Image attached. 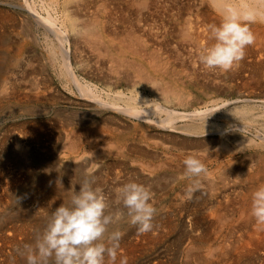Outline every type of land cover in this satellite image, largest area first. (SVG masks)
<instances>
[{
  "label": "rangeland",
  "instance_id": "1",
  "mask_svg": "<svg viewBox=\"0 0 264 264\" xmlns=\"http://www.w3.org/2000/svg\"><path fill=\"white\" fill-rule=\"evenodd\" d=\"M22 1L23 0H6V1L5 0H0V4H1L0 5V9H1L0 13L3 14V15L2 14L0 15V18L2 19V20H0V22H1L0 23L1 24L0 29L1 30H5V31L2 32V33H4V34H2V36H3L2 38H4V40L1 39L2 41H0V44L5 42V43L1 44V46H0V51H1L0 52V56H2L5 59L7 58V60L9 58V61H10V62H7L8 65L6 64L9 67L7 68L6 66H4V68H2L1 71H0V75H1L0 76V87H1L0 88V90H1L0 91V96H1L0 97V177H1L0 178V188L3 187L2 190L0 189V191L3 192V194H4L3 195L2 193H0V199H1V201H0V204H1L0 205V233H3V232L5 233V232L10 231L13 234V232L16 231L14 233L15 238L13 240H11L12 243L11 242H6L4 245H2V242L0 241V247H1L0 248V264H10V263L11 264L12 263L13 264H21L20 263L21 262V257H23V256L22 255L19 256V254L23 251V248H24L25 244H33V242L35 240V236L34 235H35V225H37L36 223H40L41 226L42 225L44 226L45 223H46L47 217L50 216L51 213L54 212L55 209L57 208L56 206H54V202H53V200L55 201L57 195H51V196L49 195L48 196L49 193L46 192L48 190L47 187H44V185H40L39 184L41 178H44L46 176H55V175H56L55 177L59 178L58 180L62 179L60 181H62L66 185V187H67L66 188V192H68L67 193L68 196L70 195V192L68 190H70L73 186L76 187L77 191L79 190V182L86 175L94 176L95 179H96V186H100V187L104 188L106 195H108L110 200H112V201H114V199H115L114 189H116L117 187L122 186L124 183H127L129 181H135L137 183H141V184H144L146 186H149L151 188V190H152V193H153V199L150 202L153 203V205L157 209V213L155 215V217H157V218L154 217L155 221H153L154 225H156V226L154 227V229L152 230L151 233L148 232V233H145V234H142V235L140 234L141 236L137 232L136 227L130 226L127 223H123V224H121L119 226H114V227H119L120 230L123 231L126 234V235L124 234V236H123L124 239L122 238L121 241H120V245H121L122 248L119 247L121 249H123V247L126 248V249H125V251H124V249L122 250L124 252H122V251H120V249H118L119 252L117 251L118 252V254H117L118 257H117L116 260L117 261L119 260V263H120L121 257L123 258L124 257L123 255H125V253H126L125 257H127L128 264H192V263H194V261L192 260V258L190 256L188 258H187V256H185L186 252H187V247L190 246V244L187 241V235H197L199 233V231H200V228H201L200 225L195 227L194 224L192 225V223H191L192 220L191 219H193L196 215L198 217L201 215L200 212H202V209H201L202 208V204H201L202 202L200 203V201H201V198H202L201 195L204 194L203 192L205 191L204 190L205 189L204 187L206 185L205 183H208V182H211V181H219L218 177L221 174H223V172L226 173V171L228 169H229L228 170L229 174H234V173H230L231 169L235 168L236 172H240V171L243 172L246 168L255 167V169H257L260 166L262 167V165L264 166V163H263L264 162V144L263 143H260V144L256 143L254 145L253 144H248V145H245V146L241 145L240 147H237V146L231 147L230 146V147H227L228 151H224L222 149V147H221V144H220V139H222L224 137L226 139V141H229L228 143L234 145L233 143L235 141H233L232 138H231V137H234V136L230 135L232 133H235V134H238V135L241 134V133L242 134H247L246 135L247 137H251V136H254V134L257 133V132L260 133V131L261 132L264 131V128H263L264 127V123H263L264 122L263 121L264 120V107L260 106L259 103H261V101H257L258 100L257 93L260 92L257 89L258 87L255 86L256 87V89H255L253 84L249 85L248 83L246 85H245V83H244V85H242L243 82H242L241 78H234V79L231 80V77L227 76L228 73L225 74L224 71L221 72V70L219 71V69L207 71L205 68H203V66H200L201 64H199L200 62H199V60H197V58H199V55L202 52H204V47L199 48V50H196L197 49L196 48L197 41L194 38H188V40H186L185 43L181 44V42H183V41L181 40V38H179V36L177 34L176 29L179 26L181 27V23H183L184 19H188V21H189V20H191L190 19L191 16H193L192 17V21H189V22L187 20L184 21V23L187 21L186 24H189V26H191L193 24V22H196V24L202 22V18H201L202 15L199 13L200 12V6H201V8H202V6L204 7L206 5L208 7L207 1H202V0H181L180 1L179 0L181 2L180 3L178 0H177V2L175 0H168V1L159 0V2L155 0L156 2L160 3L158 5V4H156L155 1H154L155 3L154 2L152 3L151 0L150 1L146 0V5L150 4V8L148 9L149 11H154V8H156V10H157V11L155 10L156 13L154 12V14H153L155 16L151 15L155 19L154 21L152 20L153 21L152 22L151 19H153V18H151V16L147 13L146 7H145L144 10H142V13H140V16L139 15L138 16L134 15V14H137V12H141V11H137L138 7L136 6V4H132L134 2L132 0L131 1L130 0H111L110 4L112 5V7H110V6L109 7L111 9H116L117 13H115L113 15H117L118 16L116 18H115V16H113V19L111 17H109L108 19H106V17H105V19H104V17H101L102 13L104 12V9H102L101 7L99 9V7H98L99 10H96L97 7L95 6V4L98 6L99 0H93V1L92 0H83V1H81V0H45V1L42 0L43 3H41V0H28V2H30V3L32 2L33 3L32 5L34 7L40 9V11L42 13H46L45 10L50 11L53 14V16L56 17V19L57 18L60 19V17L63 18V13L67 14L68 15L67 19L68 20L70 19V21H72V23H74V24L75 23L78 24L79 30H82L84 22L88 23V24L91 22L90 24L92 25V20L91 19L94 18L93 15H97L98 16L97 18H98L99 23H101L103 21V19H104V22H102V23L105 24L109 20L111 22V19H112L111 23L108 22V25H109L108 29L109 30H112V29L115 30L116 33H117L116 37H118L119 34H120L119 32H121V30H120L121 27H119L120 25L123 27V26H126V25H130L132 23L136 24V23H138V21H140V22L142 21V23H143L144 22L143 20H147V19H148L147 20L148 22L145 21L146 23H154V24L160 23L157 26L161 25V23H162V25L159 26V29H158L159 33L158 34H159V36H160V34L162 35V36H160L161 38L163 36L166 37V38L163 37L165 39H161V40L166 41L167 39H169V40L166 41V42H168L169 46L166 45L167 47L166 46L164 47V48H166V50L163 49L161 51V57L163 56L162 59L165 58V57L167 59V60L163 59L164 61L162 60L163 62L162 61L161 62L164 63V64L166 63V65H168V72H167V74L169 73L168 75H170L172 71H175L174 72V76L171 77V78H174V79L178 78V82L180 81V79H181V81L185 80L186 83H188L189 80L191 82V84H188L186 86H182V85L178 84V86H177L178 88L176 90L181 92V95H182L183 98H179V100H177L175 98H172V97H170L167 100L163 99L161 96L157 95L156 93H154L152 91H149V87L147 85L140 84V79L138 78L139 75L132 67L122 65L120 67L123 68V69H119L118 67L117 68L114 67V68H116V69H114L112 66H110V63L107 62V60H109L108 58H106L107 56H104L103 54H101V55L99 54V56H101L103 58L102 61L105 62L104 63L105 64L104 65V70H108V71L110 70V72L112 74L108 73L110 75V76L108 75V79L109 80H107L106 78H103L101 80L98 79L97 75H99V74H97L98 73L97 71H98L99 67H97V64L95 63V61L93 59L91 60V58L93 57V55H96V54H98L100 52L97 53V51L95 50L94 52H96V53L93 54L91 52H88L89 49L87 47H86L88 49V51H86L87 54H85L86 53L85 51H82L80 54H76V56L79 55L77 58L82 60L80 62V65L78 66L79 69H81V73L79 74V76L82 79H84V80L87 79L86 80L87 82H90V80H91L90 83L92 85L94 84V86L99 91L102 92L103 97L109 98L110 100H113V102L115 104L117 103V105L122 106V107H124L125 105L126 106H131L130 103H132V106H134V107H139L140 109L144 108L146 110L153 111V109H155L154 107L156 106V104H158L160 102L159 104H162L163 106L165 105V107H167V108L169 107V109H173L175 111L191 112L193 110H200V108H201V110H203V109L208 108V107H209V109L211 107L212 109L216 110V111H214L215 112V115H213L214 118L212 117L211 121H209L210 123L212 122L214 124L213 128L215 127V125L218 124L217 127H215L214 129H212V127H210V128L207 127L206 124H205V121L201 120L199 122V119H198V122H197L196 119H190V118L189 119L188 118L176 119L175 122H174V125L182 126L183 127L181 129L182 131L180 130V128L179 129L176 128L177 130L171 128V130H170V128H168V127H163V126H161V125H159L157 123L155 124L153 122V120L161 119V117H163V116H164V118H166V116H167V114L164 111L160 112L161 110L160 111L159 110L155 111L156 110L155 109L153 112H155V113L157 112L156 115L153 112H149L148 113L149 115L146 114L148 116V119L150 120V121L147 122L146 119L140 118L141 119L140 120L139 118H136L135 116L131 117V115L126 114L124 112H120V111L115 110V109H114L115 111H113V109L111 110V108H108V107H106V108L102 107L101 108V106H99L95 101L93 102V101H91V100H89L87 98H82L71 87V84H69L67 82V79H66L64 73L60 72L62 69L60 68L61 66H60V57H59V55L57 54V55L50 56V54L48 52H46L47 51L46 40L43 41V38H40L41 39V40H39L40 42L39 41L37 42V41H35L33 39L32 34H37V35H39V37L40 36L42 37V35L40 33V30L38 31L33 24H31V26H30V23L28 22V21H31L30 19L26 20V22H25V20H23L22 12L19 11V8H17V6H16V3L17 4L20 3V4L24 5V1L23 2ZM115 1H116V3H115ZM117 1H119V2H117ZM160 1H162V2H160ZM164 1L166 2V4H165ZM170 1L172 2V4H171ZM182 1H183V3H186V4L184 5L182 3ZM185 1H187L188 3L185 2ZM191 1H192V3H191ZM47 2H48V4H47ZM147 2H150V3H147ZM199 2H200V4H198ZM38 3H39V5H38ZM119 3H121L122 6H120ZM123 3H125V4L123 5ZM174 3H176V4L178 3V4L176 5ZM201 3H202V5H201ZM75 4H76V6H75ZM116 4L118 5L117 7H118L119 10H117ZM153 4L154 5L156 4V7H153ZM179 4H181V5H179ZM195 4H198V8H199L198 10L199 11L194 9L195 8V6H194ZM190 5H192V6H190ZM4 6L6 7V9L4 8ZM80 6H81V8H78ZM126 6H128L127 7L128 10H126L127 9ZM174 6H175V8H174ZM1 7H3V8H1ZM83 7L86 8V10ZM124 7H125V9H124ZM129 7H133V8L129 9ZM162 7H163L164 10L162 9ZM182 7L184 9H182ZM190 7H192V8L190 9ZM157 8H159V9H157ZM172 8H174V10L176 8L178 9V16H175L177 14H174L177 9L175 11H173ZM94 9L96 11H98V12H95ZM209 9L211 10L210 7H209ZM133 10H135L136 13H133L134 12ZM187 10L188 11L191 10V11H189V13L191 12L190 15H188L189 13L187 12ZM7 11H9V13ZM43 11H45V12H43ZM82 11L84 13H82ZM196 11H198V12H196ZM123 12L126 13V14H124ZM192 12H194V13H192ZM212 12H213V10H212ZM11 13H13V14H11ZM129 13L132 14V15H130ZM167 13H168V15H167ZM141 14H142V16H141ZM197 14H198V16H197ZM20 15H22V18H21ZM119 15H120V17H119ZM159 15L162 16V17H160ZM187 15L189 16L188 18H187ZM136 17L138 19L140 18L141 20L137 21ZM142 17H144V18H142ZM129 18L131 19V21H130ZM167 18H169V19L166 20ZM198 18H200L199 19L200 22H198L199 20H194V19H198ZM6 19H8V20H6ZM119 19H121V20L119 21ZM124 19L125 20L127 19V21L129 20V22H127V21L125 22ZM159 19L161 20V22H160ZM133 20L134 21L136 20L137 22L135 21L136 22L135 23ZM162 21H164V23ZM165 21L167 23H165ZM172 21H173V23H172ZM15 22H17V23H15ZM14 23H15V26L13 25ZM18 23L20 24L19 26L17 25ZM124 23H125V25H124ZM179 23H180V25H179ZM116 25H118V26H116ZM163 25H166V26L163 27ZM193 25H195V24H193ZM112 26H113V28H112ZM172 27H174V29ZM123 28H125V27H123ZM164 28L166 29L165 33H164V30H163ZM31 29H33V30L31 31ZM168 30H170V31H168ZM160 31H162V33ZM6 36H7V38H6ZM142 37L143 36H141V38ZM51 38H52V36H51ZM77 38H79V37H77ZM118 38H121V37H118ZM143 38H145V41H147V42L149 41L148 37L145 36ZM146 38H148V39L146 40ZM193 39H194V42H192ZM47 40H49V39H47ZM174 40L176 42L178 41L177 42L178 45L181 44V46H183V47H186V45L188 44V47H186L187 49L186 48L185 49L184 48H182V49L178 48L177 47L178 45H177V43ZM188 41H189V43H188ZM52 42H53V44H56L55 40H53ZM174 42H175V44H174ZM191 43L193 45H191ZM154 45H156V41H155V44L153 43V46ZM174 45H175V47H174ZM171 46H173V47L171 48ZM191 46L194 47V48H192ZM201 46H203V45H201ZM156 47H158V46L156 45L153 48L156 49ZM176 47L179 49V50H175V51H177V53L182 51L181 53L178 54V56L181 57L180 59H178V61L181 60L182 64H184V62L187 61L186 62V63H188L187 65H186V63L184 65H180V64L176 63L177 59L176 60L175 59L172 60L174 57L177 58L175 56L176 55L175 51L173 50L174 48L177 49ZM249 47L252 48V50H253V52L255 54H257V52L259 53V51L264 53V50H263L264 48L261 49L262 45H261L260 48H255L256 45L253 46V44L250 45ZM44 48H46L45 52H44ZM167 48H168V50H167ZM170 49H172V50H170ZM183 49L187 53H189V51H190V53L189 54L183 53V52H185ZM19 50H21V51H19ZM168 51L169 52L172 51V53H169V55H168L167 54ZM198 51H200L199 54H196V53H198ZM192 52H194L193 54H194V56H195L194 58L196 60H193ZM40 53H42L43 56H42V58H40L41 60H38L39 59L38 55L40 56ZM47 53L49 55H47ZM84 54H85V57H87V58L83 57ZM89 54H92V55H89ZM171 54H173L172 58L170 57ZM32 55H33V57H32ZM167 55L169 57H167ZM187 55H188L189 58L187 57ZM189 55L192 57V61H191V57ZM14 56H15V58H14ZM47 56H48V58H46ZM56 56H58L59 58L58 57L56 58ZM184 56H186V57H184ZM256 56L258 57V55H255V57L252 58V59L257 58ZM37 57H38V59H36ZM23 58H25V60ZM51 58L54 61V65L51 64V62L49 60ZM55 58H56V60H55ZM182 58H183L184 61H182ZM12 59H15L17 62L13 61ZM47 59L49 61H47ZM128 59L129 60L130 59L133 60V58H131L130 56L128 57ZM135 59H137V58H135ZM247 59L250 60V58H248V57L246 58V60ZM90 60H91V62H90ZM22 61H24V62H22ZM29 61H30V63H29ZM102 61L100 63H102ZM41 62H43V63L41 64L40 67H37V71L36 72H34V73L32 71L29 72V67L30 66H36L38 63H41ZM190 62H191V64H190ZM193 62H194V64H193ZM17 63L19 65H21V67L22 66L23 67L22 68L18 67V65H16ZM195 64L197 66H195ZM90 65H92V66H90ZM190 65H191V67H190ZM192 65H194L195 68ZM85 66L87 68H85ZM107 66H108L109 69L106 68ZM5 67H6V69H5ZM111 67H112V69H110ZM124 67H125L126 71L124 70ZM198 67H199V70H198ZM235 67L232 70L236 69ZM92 68H96V70L95 69L93 70ZM237 68H239V66H237ZM4 69L6 70V72H4ZM194 69H196V70H194ZM120 70H124L125 72H122V71L120 72ZM184 70L187 71V73ZM202 70H204L205 72L202 71ZM25 71H26V73H25ZM214 71H216V73H214ZM115 72L116 73L120 72V75L123 73L121 75L122 79L118 83L115 82V80H116V77H115L116 75H114V74H116ZM201 72H202V74H201ZM90 73H91V75H90ZM196 73L198 75L200 74L201 76H198ZM210 73H212V74H210ZM245 73H242V74L245 75ZM185 75H189V77H187ZM203 75H205V77ZM210 75H212V76H210ZM3 76H5V77H3ZM154 76H156V75H154ZM190 76H192V77H190ZM1 77L2 78H6V79L8 78V79L5 82L4 80H2ZM135 77H136V79H135ZM33 78H34V80H33ZM165 78H166L165 79L166 81L170 79L169 76H166ZM197 78H199V79L197 80ZM200 78H201V80H200ZM206 78H207V80H209L208 82H207ZM15 80H16V82H15ZM18 80H19V82H18ZM43 80H45V81H43ZM117 80L119 81V79H117ZM211 80H215V85H214V81L212 82ZM216 80L217 81L220 80V82L218 81L217 84H216ZM236 80H238V81H236ZM46 81H48V83ZM205 81H206V83H205ZM2 82H4V83H2ZM43 82H46L47 85L45 83H43ZM192 82H196V84H193ZM5 83H7V84H5ZM115 83L117 85L116 87L114 86ZM212 83H213V85H212ZM171 84H173V83H171ZM7 86H8V88H7ZM215 86H218V89L220 91L214 92L212 89ZM2 87L4 89H6V90L4 91V89H2ZM236 87H237V89H236ZM35 88H38V89L35 90ZM143 89H144V91H143ZM37 90H39V92ZM123 90H124V92H123ZM117 91L118 92L122 91L124 95H128V94L129 95H133L134 97H136V100H135L136 102L134 103V101L127 100V99H129V98H126L127 96L118 97L116 99V95H114V96H112V95L117 93ZM134 91L136 93H133ZM144 92H146L147 94L146 93L144 94ZM2 94H3V96H2ZM108 95H109V97H107ZM147 96L149 98H147ZM244 96H249V97H251V99H254V100L245 101L243 99ZM211 97H214V98H211ZM112 98H115V99H112ZM119 98H121V99L119 100ZM124 98L126 99V101H123ZM236 98H237V100H236ZM1 99H3V100H1ZM145 99H147V100H145ZM224 100L225 101L228 100V101L224 102ZM128 101H130V102H128ZM152 101H154V102H152ZM145 102H146V104H145ZM233 102H236L237 105H236V103H233ZM151 103H154V104L152 105ZM215 103L216 104L219 103L220 105L219 104H218L219 106L215 105ZM221 104H223V105H221ZM89 106H91V107H89ZM246 106H248L249 108L246 107ZM195 107H197V109H195ZM217 107H219V108L217 109ZM237 107L241 108L246 113H239V110H238ZM188 108H190V109H188ZM235 108H237V109H235ZM245 108H247L249 112H247ZM187 109H188V111H187ZM235 111H237V112H235ZM151 114H153V115H151ZM241 115L243 117H241ZM113 117L114 118L116 117V118L114 119ZM126 118L127 119L129 118V119L127 120ZM222 118H224V119H222ZM226 118H227V120H226ZM245 118H247V119L251 118L252 122H251V120H247L246 121ZM113 119H114V121H113ZM131 119H133V120H131ZM253 119L256 122H254ZM230 120H233L234 122H236L238 124H243L242 125L243 129L242 128L238 129V126L237 127L235 126V127H233V131L234 132L230 133L229 132L230 131L229 130L230 129L229 128V124L226 122V121H230ZM241 121H243V122L240 123ZM202 122H204V124H202ZM123 123H125V124L123 125ZM220 123H222V124H220ZM249 123H250V125H249ZM119 124H121V125H119ZM184 124H186V125H184ZM131 125H132V127H131ZM244 125H245V127H244ZM194 126H197V128L194 127ZM97 127H99V128H97ZM101 127L102 128L104 127V128L101 129ZM224 127H226V128L223 129ZM258 127H260V128H258ZM68 128H69V130H68ZM74 128L77 131H75ZM92 128H93V130L96 129L97 131L96 130L93 131ZM193 128H196L195 129L196 132L191 131V129L193 130ZM234 128H236L238 130H236ZM72 129L75 132L72 133V131H73ZM100 129L103 132L106 130V132H104V133L102 132L103 137L100 136L101 135L99 133L101 131ZM141 129H143V130H141ZM78 130H80L81 132L78 131ZM85 130H87V131H85ZM90 130H91V132H90ZM68 131H69V133H68ZM95 131L99 135H97L95 133ZM110 131L113 132V133L115 132L114 134L112 133L114 136H115V134H117L116 137H115L116 139L114 138L113 135H111ZM172 132H174V133H172ZM199 132H202V133H199ZM221 132H223V133H221ZM67 133H68V135H72V134L76 135V133H77L76 136L79 135V139H81V141H82L81 145H80L81 147L79 146L77 148L76 152L72 151L71 148L68 147V144H69L68 140H70L71 136H68ZM85 133H86V135H85ZM88 133L89 134L92 133V134H90V136H88ZM108 133H110V134H108ZM204 133H206V134H204ZM207 133H208V135H207ZM93 134H95L96 137ZM145 134H146L147 137L145 136ZM162 134H163L165 140L163 139ZM119 135H120V137H118ZM165 135H166V137H165ZM169 135L175 136V138L171 139V136H169ZM211 135H212V137L213 136L214 137L217 136V137L215 139L213 137V140H212ZM106 136L109 137V138H107ZM150 136L152 137V139H151ZM82 137H84V138H82ZM87 137H90V138H87ZM100 137H102V138H100ZM183 137H185L186 140ZM85 138H86V140H85ZM93 138L94 139L98 138V140L95 141V140H93ZM83 139L85 140V142H84ZM109 139H111V140H109ZM122 139H124L126 141V143ZM149 139H151L152 142ZM180 139H181V141H180L181 143H177V142H179ZM87 140L88 141L91 140V142L90 141L88 142ZM174 140H175V142H174ZM193 140L194 141L196 140L195 141L196 144H194ZM202 140H204V141L206 140V141L202 142ZM93 141L96 142V144H92ZM106 141H108V142H106ZM182 141L186 142V143H183ZM99 142H100V144H99ZM191 142H192V144H191ZM107 143H109V144H107ZM200 143H202V144H200ZM111 144L119 145V146L118 147L117 146L115 147L114 145L110 146ZM124 144L126 145V147L125 146L123 147ZM170 144H172V145H170ZM218 144H220V146H218ZM137 145L138 146L140 145V146L138 147ZM150 146H151V148H150ZM256 146H257V148L259 147L258 149H260V151L256 148ZM63 147H64V150H63ZM140 147H143V148H140ZM180 147H182V149L184 151ZM202 147H204V148H202ZM218 147H221V148H218ZM65 148H67V149H65ZM68 148H70V149H68ZM87 148L90 149V150H88ZM103 148L105 150H102ZM168 148L171 149L170 150L171 152L168 150ZM215 148H217V150ZM80 149L83 150V151L81 152ZM91 149H93V150H91ZM252 149H253V151H252ZM68 150H69V153H68ZM150 151L152 152V155H151ZM165 151L166 152L168 151V152L166 153ZM190 151H192V152H190ZM206 151L207 152L211 151V152H209L208 155H207V154H205V153H207ZM248 151H249V153H248ZM258 151H259V153H258ZM70 152L73 153V154L71 155ZM147 152H149V154ZM153 152H154V154H153ZM155 152L157 154H155ZM202 152H203L204 156L207 155V157L204 158ZM76 153H78V154H76ZM136 154H138L139 157ZM235 154H237V155H235ZM238 154H239V156H238ZM90 155H92V157ZM95 155H96V158H95ZM163 155H165L164 157H166V158L169 156L170 160H168V158L165 159L163 157ZM190 155L191 156H195L196 155L195 156L196 158H198L200 156L199 159L207 167L208 173H207V175L202 176L200 178L201 182L203 183V186L201 187V189L199 191H197L196 194H194L192 200H186L184 198V193H185L186 188L188 187V185L191 182L189 180H187V179H181V177L183 176V173H184L183 159H185L186 157H188ZM212 156H214V159H213ZM244 156H246V157H244ZM89 157H90V160H91L92 163H90ZM144 157H146L148 160H149V158L152 159V160L151 159L149 160V162H151V167H152V168H150L151 170L147 169L148 166L150 167V163L148 164V161H146L147 159L144 158ZM176 157H178V158L176 159ZM241 157H243L245 160L243 158H241ZM248 157H250V158H248ZM228 158H230V159H228ZM76 159H77V161H76ZM144 159H146V160H144ZM251 159H253V160H251ZM81 160H82V162H81ZM143 160L148 165L147 164L145 165V162L143 164ZM155 160H156V162H155ZM153 161H154L155 164L153 163ZM157 161L158 162L160 161L159 162L160 164L157 163ZM169 161H171V162L168 163ZM140 162H142V165H141L142 169L140 168V165H139ZM173 162L175 163V165H174ZM221 162H228L229 164L226 165L228 168L225 169V170L223 168L219 169V167H218V165L216 163L221 164ZM86 163H88V164H86ZM156 164H157V167L155 166ZM158 164H159V168H158ZM166 164L169 166L168 168L166 167L167 166ZM171 165L175 166V169H173L174 167H172ZM97 166H98V168H97ZM143 166H144V168H143ZM146 166H147V168H145ZM161 166H163V167H161ZM232 166H234V167H232ZM239 166L240 167L242 166V168H240ZM87 167L88 168L90 167V168L88 169ZM170 167H172V168H170ZM66 168H67V170H66ZM212 168H214V169H212ZM43 169L46 170V172H43L44 171ZM72 169H74V170H72ZM154 169H156L158 172H156V170H154ZM179 169H181V171ZM261 169H264V167L261 168ZM70 170H71V172H70ZM168 170H170V171H168ZM210 170H212V172ZM52 171H53V173H52ZM60 171L63 172V173H61ZM47 172L50 175H47L48 174ZM44 173H46V175H44ZM73 173H74V175L76 173L78 175L76 174L75 175L76 177H75L73 175ZM157 173L160 174V175H157ZM164 173H165V175H164ZM169 173L171 174V176H168ZM62 175L64 177H62ZM166 175H167V177H166ZM211 175H213L214 177L211 176ZM79 176H80V178H79ZM155 177H157V178H155ZM229 177L231 178L230 175H229ZM75 178H77V179H75ZM15 179L17 181H15ZM37 181H38V183H37ZM41 187H42V190H41ZM37 190H39V191H37ZM36 191H37V193H36ZM42 191H43L44 194L45 193L46 194L45 195L42 194ZM4 192H6V193H4ZM36 194H39V195H36ZM3 196H5V197H3ZM41 196H42V198H41ZM50 197H51V199H50ZM196 197H198L200 200L196 199ZM4 198H6V199H4ZM34 198H37V199L34 200ZM38 198H40V199H38ZM52 198H54V199H52ZM47 199H48L49 202L47 201ZM194 199L196 201H194ZM40 200H41V204H40ZM46 203H47L48 206H46ZM182 203H183V206L180 205ZM35 205H38V206H35ZM43 208H45V209H43ZM184 208L185 209L189 208V209L185 210ZM18 209L19 210L22 209V210L18 211ZM18 213H20L18 215V217H15V215L18 214ZM189 214H192V215H189ZM33 216H37V217H33ZM169 217H170L171 220L169 219ZM23 222L26 223V224L24 225ZM172 223H174V224H172ZM7 224H8V226H7ZM162 225H164V227ZM5 226L7 228H5ZM171 226L172 227L174 226V227L170 228ZM190 226L191 227L193 226V227L191 229H189ZM15 227H16L17 230H14ZM20 228L26 229V231H27L26 235L23 232H21V231L19 232L18 231ZM195 228H196V230H195L196 232L194 231ZM130 229H131V231H130ZM164 230H166V232ZM19 233H21V234H19ZM135 234H136L137 238H136ZM148 234H150L151 236L148 235ZM185 234H186V236H185ZM160 235H161V237H160ZM23 236H24V238H23ZM148 237H150V239H151L150 241H148V239H149ZM20 238H22V239H20ZM25 239H26V241H25ZM128 239L130 240V243H129ZM23 241H25L26 243L23 242ZM124 242H125V244H124ZM144 242H146V243H144ZM22 243H24V244H22ZM123 244L126 245L127 247L124 246ZM9 245L11 246V248H10ZM134 245L137 248H135ZM7 247L9 249H6ZM131 247H133V248H131ZM126 250H127V252H126ZM199 250H201V249H199ZM130 251L132 253L133 252L134 253L131 254ZM13 252H15V253H13ZM191 252H192V250H191ZM5 253H8V255L11 254V253L12 254L8 256ZM121 254H122V256H121ZM130 255H132V256H130ZM15 256H16V258H15ZM183 258H185V259H183ZM15 259H17V260H15ZM186 259H188V260H186ZM7 261L10 262V263H8ZM185 261L187 263H185ZM109 262L110 261L108 260V258L105 257V264H107V263L110 264ZM24 264H27V262H24Z\"/></svg>",
  "mask_w": 264,
  "mask_h": 264
},
{
  "label": "bare ground",
  "instance_id": "2",
  "mask_svg": "<svg viewBox=\"0 0 264 264\" xmlns=\"http://www.w3.org/2000/svg\"><path fill=\"white\" fill-rule=\"evenodd\" d=\"M6 1V0H5ZM24 1V5L23 4H17L16 3V6H17V8H19V11H21L22 12V15H23V20H25V22H26V20H31V21H28L29 23H30V26H31V24H33L35 27H36V29L39 31L40 30V33H41V35H42V37L40 36L39 37V35H37V34H32V37H33V39L35 40V41H39V40H41L40 38H43V41H45L46 40V47H47V51L45 50L46 48H44V52L46 51V52H48L49 54H50V56H53V55H59V57H60V68L62 69L60 72L61 73H64V75H65V77H66V79H67V82L69 83V84H71V87L82 97V98H87V99H89V100H91V101H95L99 106H101V108L102 107H104V108H106V107H108V108H111V110L113 109V111H115V110H118V111H120V112H124V113H126V114H129V115H131V117L133 116H135L136 118H143V119H146L147 120V122L148 121H150L149 119H148V116L147 115H149L148 113L149 112H153L155 109V111H157V110H161L160 112H162V111H164L166 114H167V116H166V118H164V116L163 117H161V119H155V120H153V122L156 124H159V125H161V126H163V127H168V128H170V130H171V128H173V129H175V130H177L176 128H180V130L183 128L182 126H177V125H174V122H175V120L176 119H182V118H190V119H196L197 120V122H198V119H199V122L202 120V121H205V124H206V126L207 127H212V129H214L215 127H217V125H215V127L213 128V123L211 122H209V121H211V119H212V117H213V115H215V112L214 111H216V110H214V109H212L211 107H210V109H209V107L208 108H205V109H203V110H201V108H200V110H193V111H191V112H185V111H175V110H173V109H169V107L167 108V107H165V105L163 106L162 104H156V106L154 107L155 109H153V111H149V110H146V109H140L139 107H134V106H132V103H130L131 104V106H124V107H122V106H119V105H117V103L115 104L114 102H113V100H110L109 98H105V97H103V94H102V92L101 91H99L95 86H94V84L92 85L90 82H91V80H90V82H87L86 80H84V79H82L80 76H79V74L81 73V69H79V65H80V62L82 61L81 59H79V58H77L78 56H76V54H80L82 51H88V49H89V51L88 52H91V53H96V52H94L95 50L97 51V53L98 52H100V53H98V54H96V55H93V57L91 58V60L93 59L94 61H95V63L97 64V67H99V69H98V73L97 74H99V75H97L98 76V79H103V78H106L107 80H109L108 79V73H111L110 72V70L108 71V70H104V61H102V57L101 56H99V54L101 55V54H103L104 56H107L106 58H108L109 60H107V62H109L110 63V66H112L113 68L114 67H118L119 69H123V68H121L120 66H122V65H124V66H130V67H132L137 73H138V75H139V79H140V84H143V85H147L148 87H149V91H152V92H154V93H156L157 95H159V96H161L163 99H165V100H167V99H169L170 97H172V98H175V99H177V100H179V98H183L182 97V95H181V92H179L178 90H176L178 87V84H180V85H182V86H186V85H188V84H191V82H190V80H189V82L188 83H186L185 82V80H182L181 81V79H180V81L178 82V78L176 79H174V78H171V77H173L174 76V72L175 71H172L171 72V74L170 75H168L167 74V72H168V65H166V63L164 64V63H162L164 60L163 59H166V57L165 58H163L162 59V57H161V51L163 50V49H165L166 50V48H164L166 45H168V42H166L167 40H169V39H167L166 41H164V40H161V39H165L166 37L165 36H163V37H165V38H161L160 36H162L161 34H160V36H159V31H158V29H159V26H161L162 25V23H161V25H159V26H157L158 24H160V23H157V24H154V23H146L145 21H147V20H143L144 22L142 23V21L140 22V21H138V20H141L140 18L138 19L137 17V21H138V23H136L134 20V22L136 23V24H130V25H126V26H123V27H125V28H123L121 25L119 26V27H121L120 28V30H121V32H119L120 34H119V36L118 37H121V38H118V37H116V31L115 30H109L108 28H109V25H108V22H110V20L107 22V23H102V22H104V19H105V17H106V19H108L109 17H111L112 19H113V16H115V18L116 17H118L117 15H113V14H115V13H117L116 12V9H111L110 7H112V5L110 4L111 2V0H99V4H98V6L95 4V6L97 7L96 8V10H99L100 9V7L102 8V9H104V12L102 13V15H101V17H104V19H103V21L101 22V23H99V21H98V16L97 15H93V17L94 18H90L91 20H92V25L89 23H85L84 21V23H83V27H82V30H79V28H78V24H74V23H72V21H70V19L68 20L67 18H68V15L67 14H65V13H63V18H61L59 15V17H60V19L59 18H57L56 19V17H54L53 16V14L50 12V11H48V10H45L46 11V13H42L41 11H40V9H38V8H36V7H34L32 4V2L30 3V2H28V0H23ZM22 1V2H23ZM45 1V0H44ZM81 1H83V0H81ZM80 1V2H81ZM93 1V0H92ZM91 1V2H92ZM131 1V0H130ZM132 1H134L132 4H136V6L138 7H136L137 8V11H141V12H137V14H134V15H139L140 16V13H142V10H144L145 9V7H146V10H147V13L151 16V15H153L154 14V12H155V10H156V8H154V11H149L148 9L150 8V4L149 5H146V0H132ZM150 1V0H149ZM155 0H151V2L153 3ZM156 1H158L159 2V0H156ZM155 1V2H156ZM166 1H168V0H166ZM176 2H177V0H175ZM179 1V0H178ZM181 1V0H180ZM179 1V2H180ZM202 1H207V4H208V7H207V5L206 6H202V8H201V6H200V14L202 15L201 16V18H202V22H200V18H198V19H194V20H199L198 22H200V23H197L196 24V22H193V24H195V25H191V26H189V24H186V22L188 21V19H184V21L185 20H187L185 23H184V21H183V23H181V27L179 26V27H177V29H176V31H177V34H178V36H179V38H181V40L183 41V42H181V44L182 43H185V41L186 40H188V38H194L196 41H197V43H196V50H199V48H202V47H204V50H205V48H209V47H211L214 43H215V41L214 40H212V39H210V31H209V26L210 25H219L220 23H221V21H222V18H223V12H224V9H225V7L226 6H231V7H234V8H236V9H238V10H244V7H245V5H248V6H251L252 8H260V10H262V11H264V0H202ZM21 2V1H20ZM72 2V1H71ZM85 2V1H84ZM83 2V3H84ZM117 2H119V1H117ZM154 2V3H155ZM158 2H156V4H160V3H158ZM160 2H162V1H160ZM165 2V1H164ZM171 2V1H170ZM185 2H187V1H185ZM190 2V1H189ZM198 2V1H197ZM14 3V2H13ZM40 3V2H39ZM39 3H38V5H39ZM41 3H43L42 2V0H41ZM57 3V2H56ZM88 3V2H87ZM115 3H116V1H115ZM147 3H150V2H147ZM181 3V2H180ZM182 3H183V1H182ZM188 3V2H187ZM191 3H192V1H191ZM47 4H48V2H47ZM63 4V3H62ZM68 4V3H67ZM80 4V3H79ZM85 4V3H84ZM125 3H123V5H124ZM130 4V3H129ZM131 4V5H132ZM156 4L154 5L153 4V7H156ZM165 4H166V2H165ZM171 4H172V2H171ZM174 4H176V3H174ZM178 4V3H177ZM176 4V5H177ZM184 5L186 4V3H183ZM182 4V5H183ZM190 4V3H189ZM198 4H200V2L198 3ZM198 4H195L194 6H195V10H198L199 8H198ZM1 5V4H0ZM3 5V4H2ZM37 5V6H38ZM42 5V4H41ZM51 5V4H50ZM119 5L120 6H122L121 5V3H119ZM145 5V6H144ZM162 5V4H161ZM164 5V4H163ZM170 5V4H169ZM179 5H181V4H179ZM183 5V6H184ZM193 5V4H192ZM192 5H190V6H192ZM197 5V6H196ZM201 5H202V3H201ZM44 6V5H43ZM47 6V5H46ZM54 6V5H53ZM58 6V5H57ZM75 6H76V4H75ZM83 6V5H82ZM89 6V5H88ZM110 6V7H109ZM118 5L116 4V8H117V10H119L118 9V7H117ZM119 6V7H120ZM135 6V5H134ZM172 6V5H171ZM189 6V5H188ZM8 7V6H7ZM42 7V6H41ZM98 7H99V9H98ZM128 6H126V8H127ZM166 7V6H165ZM164 7V8H165ZM173 7V6H172ZM186 7V6H185ZM209 7L211 8V10L209 9ZM1 8H3V7H1ZM4 8L6 9V7L4 6ZM16 8V9H17ZM44 8V7H43ZM48 8V7H47ZM78 8H81V6L80 7H78ZM84 8V7H83ZM115 8V7H114ZM130 8H133V7H129V9ZM174 8H175V6H174ZM174 8H172L173 9V11H175L174 10ZM181 8V7H180ZM192 7H190V9H191ZM13 9V8H12ZM59 9V8H58ZM85 10H86V8H84ZM124 9H125V7H124ZM135 9V8H134ZM157 9H159V8H157ZM162 9H163V7H162ZM171 9V8H170ZM179 9V8H178ZM178 9L176 10V12L174 13V14H177V15H175V16H178ZM182 9H184L183 7H182ZM1 10V9H0ZM78 10V9H77ZM95 10V9H94ZM95 10V12H98V11H96ZM123 10V9H122ZM126 10H128V8L126 9ZM136 10V9H135ZM135 10H133L134 12L133 13H136V11ZM164 10V9H163ZM162 10V11H163ZM212 10H213V12H212ZM3 11V10H2ZM45 11H43V12H45ZM53 11V10H52ZM88 11V10H87ZM101 11V10H100ZM124 11V10H123ZM157 11V10H156ZM161 11V12H162ZM181 11V10H180ZM186 11V10H185ZM189 11H191V10H189ZM189 11L187 10V12L189 13ZM194 11V10H193ZM199 11V10H198ZM198 11H196V12H198ZM8 13H9V11H7ZM57 12V11H56ZM78 12V11H77ZM94 12V13H95ZM122 12V11H121ZM125 12V11H124ZM123 12V13H124ZM132 12V11H131ZM145 12V11H144ZM143 12V13H144ZM182 12V11H181ZM20 13V12H19ZM61 13V12H60ZM80 13V12H79ZM82 13H84L83 11H82ZM122 13V14H123ZM156 13V12H155ZM184 13V12H183ZM186 13V12H185ZM191 13V12H190ZM190 13L188 14V15H190ZM192 13H194V12H192ZM2 13H0V15H1ZM7 14V13H6ZM11 14H13V13H11ZM21 14V13H20ZM59 14V13H58ZM104 14V15H103ZM121 14V15H122ZM124 14H126V13H124ZM128 14V13H127ZM130 14V13H129ZM145 14V13H144ZM162 14V13H161ZM160 14V15H161ZM187 14V13H186ZM3 15V14H2ZM17 15V14H16ZM19 15V14H18ZM22 15H20L21 16V18H22ZM87 15V14H86ZM130 15H132V14H130ZM147 15V14H146ZM145 15V16H146ZM159 15V16H160ZM166 15V14H165ZM167 15H168V13H167ZM172 15V14H171ZM180 15V14H179ZM182 15V14H181ZM184 15V14H183ZM187 15V18L189 17ZM194 15V14H193ZM8 16V15H7ZM12 16V15H11ZM57 16V17H58ZM141 16H142V14H141ZM153 16H155V15H153ZM174 16V15H173ZM197 16H198V14H197ZM10 17V16H9ZM8 17V18H9ZM13 17V16H12ZM119 17H120V15H119ZM122 17V16H121ZM126 17V16H125ZM132 17V16H131ZM135 17V16H134ZM160 17H162V16H160ZM184 17V16H183ZM192 17L193 16H191V20H189V21H192ZM142 18H144V17H142ZM149 18V17H148ZM151 18H153L152 16H151ZM178 18V17H177ZM195 18V17H194ZM197 18V17H196ZM11 19V18H10ZM86 19V18H85ZM112 19H111V22H112ZM122 19V18H121ZM121 19H119V21L121 20ZM130 19V18H129ZM133 19V18H132ZM169 18H167L166 20H168ZM0 20H2L1 18H0ZM6 20H8V19H6ZM5 20V21H6ZM77 20V19H76ZM123 20V19H122ZM125 20V19H124ZM154 21L155 19L153 18V19H151V21ZM157 20V19H156ZM160 20V19H159ZM178 20V19H177ZM11 21V20H10ZM101 21V20H100ZM127 21V19L125 20V22ZM130 21H131V19H130ZM152 21V22H153ZM176 21V20H175ZM188 21V22H189ZM82 22V21H81ZM89 22V21H88ZM110 22V23H111ZM127 22H129V20L127 21ZM148 22V21H147ZM150 22V21H149ZM160 22H161V20H160ZM163 23H164V21H162ZM1 23V22H0ZM9 23V22H8ZM15 23H17V22H15ZM15 23L13 24L14 26H15ZM22 23V22H21ZM109 23V24H110ZM165 23H167L166 21H165ZM172 23H173V21H172ZM171 23V24H172ZM23 24V23H22ZM170 24V23H169ZM191 24V23H190ZM18 26L20 25L19 23L17 24ZM29 25V24H28ZM123 25V24H122ZM124 25H125V23H124ZM179 25H180V23H179ZM114 26V25H113ZM113 26H112V28H113ZM116 26H118V25H116ZM164 26H166V25H163V27ZM172 26V25H171ZM249 26V28H250V30L253 32V34H254V36H255V41H254V43H253V46L254 45H256V47L255 48H260L261 47V45H262V47H261V49L262 48H264V20H262V19H257V21L255 22V23H251V24H249L248 25ZM0 27H1V24H0ZM168 27V26H167ZM175 27V26H174ZM174 27H172L173 29H174ZM118 28V27H117ZM124 30H123V29ZM111 29V28H110ZM169 29V28H168ZM21 30V29H20ZM33 29H31V31H32ZM164 30V33L166 32V29L164 28L163 29ZM162 30V31H163ZM3 31H5V30H1L0 29V41H2L1 39H3L4 40V38H2L3 36H2V34H4V33H2ZM27 31V30H26ZM162 31H160L161 33H162ZM168 31H170V30H168ZM167 31V32H168ZM22 32V31H21ZM28 32V31H27ZM174 32V31H173ZM169 34V33H168ZM176 34V35H177ZM170 35V34H169ZM51 36H52V38H51ZM141 36H143V37H148V38H146V40L148 39L149 41L147 42V41H145V38H141ZM159 36V37H158ZM28 37V36H27ZM50 37V38H49ZM77 37H79V38H77ZM175 37V36H174ZM6 38H7V36H6ZM159 38V39H158ZM171 38V37H170ZM178 38V39H179ZM47 39H49V40H47ZM116 39V40H115ZM194 39H193V41L192 42H194ZM53 40H55V42H56V44H53ZM180 40V39H179ZM6 41V40H5ZM22 41V40H21ZM155 41H156V45L158 46V47H156V49L155 48H153L154 46H156V45H154L153 46V43L155 44ZM175 41V40H174ZM191 41V40H190ZM40 42V41H39ZM171 42V41H170ZM169 42V43H170ZM176 42V41H175ZM175 42H174V44H175ZM178 42V41H177ZM176 42V43H177ZM180 42V41H179ZM3 43H5V42H3ZM3 43H1V44H3ZM173 43V42H172ZM171 43V44H172ZM188 43H189V41H188ZM1 44H0V46H1ZM84 44V45H83ZM181 44H179L178 45V43H177V47L178 48H186V47H188V44L186 45V47H183V46H181ZM24 45V44H23ZM191 45H193L192 43H191ZM201 45H203V46H201ZM40 46V45H39ZM163 46V47H162ZM169 46V45H168ZM23 47V46H22ZM43 47V46H42ZM88 49H87V48ZM167 47V46H166ZM173 46H171V48H172ZM174 47H175V45H174ZM176 47V48H177ZM192 47V46H191ZM86 48V49H85ZM169 48V47H168ZM168 48H167V50H168ZM173 49L174 51L175 50H179V49ZM192 48H194V47H192ZM191 48V49H192ZM183 49V50H184ZM187 49V48H186ZM254 49V48H253ZM22 50V49H21ZM21 50H19V51H21ZM170 50H172V49H170ZM190 50V49H189ZM202 50V49H201ZM255 50V49H254ZM264 50V49H263ZM3 51V50H2ZM42 51V50H41ZM173 51V52H174ZM185 51V50H184ZM258 51V50H257ZM1 52V51H0ZM24 52V51H23ZM182 52V51H181ZM181 52H179V53H181ZM199 52L200 51H198V53H196V54H199ZM47 53V55H49ZM164 53V52H163ZM169 53H172V51H168L167 52V54L169 55ZM179 53H177V51H175V56L177 57V58H173L172 60H176L177 62L176 63H178V64H180V65H184L187 61H185L184 62V64H182V62H181V60H179L178 61V59H180L181 57L180 56H178V54ZM183 53H186V54H189L190 53V51H189V53H187L186 51L185 52H183ZM194 52H192V55H193V60H196L194 57V54H193ZM16 54V53H15ZM21 54V53H20ZM85 54H87V52L85 53ZM85 54L83 55V57H85ZM166 54V53H165ZM35 55V54H34ZM89 55H92V54H89ZM102 55V56H103ZM167 55V57H169ZM172 55L173 54H171V58H172ZM255 55H258V57L257 58H255V59H252V58H254L255 57ZM4 56V55H3ZM42 56H43V54L42 53H40V56L38 55V57H39V59H38V57L36 58V59H38V60H41L40 58H42ZM131 57V58H133V60H129L128 59V57ZM182 56V55H181ZM190 56V55H189ZM200 56V55H199ZM32 57H33V55H32ZM58 56H56V58H57ZM58 57V58H59ZM183 57V56H182ZM184 57H186V56H184ZM187 57H188V55H187ZM191 57V56H190ZM250 58V60L249 59H247L246 60V58ZM13 58V57H12ZM14 58H15V56H14ZM20 58V57H19ZM26 58V57H25ZM25 58H23L24 60H25ZM30 58V57H29ZM46 58H48V56L46 57ZM54 58V57H53ZM56 58H55V60H56ZM85 58H87V57H85ZM135 58H137V59H135ZM189 58V57H188ZM11 59V58H10ZM22 59V60H23ZM84 59V58H83ZM169 59V58H168ZM13 61H16L15 59H12ZM50 60V62H51V64H53L54 65V61H53V59L51 58V59H49ZM48 59H47V61H49ZM91 60H90V62H91ZM105 60V61H106ZM138 60V61H137ZM163 60V61H162ZM167 60V59H166ZM171 60V59H170ZM190 60V59H189ZM188 60V61H189ZM197 60H199V58H197ZM12 61V62H13ZM20 61V60H19ZM102 61V63H100ZM156 61V62H155ZM162 61V62H161ZM182 61H184L183 60V58H182ZM191 61H192V57H191ZM7 62H10L9 61V58H8V60H7V58L5 59V58H3L2 56H0V71H1V69L2 68H4V66H6L7 68L9 67V66H7L8 64H7ZM17 62V61H16ZM22 62H24V61H22ZM49 62V63H50ZM173 62V61H172ZM197 62V61H196ZM195 62V63H196ZM29 63H30V61H29ZM28 63V64H29ZM43 62H41V63H38L36 66H30L29 67V72L30 71H32L33 73L34 72H36L37 71V67H40L41 66V64H42ZM58 63V62H57ZM198 63V62H197ZM196 63V64H197ZM7 64V65H6ZM11 64V63H10ZM27 64V65H28ZM59 64V63H58ZM188 63H186V65H187ZM190 64H191V62H190ZM193 64H194V62H193ZM195 64V66H197ZM200 64V63H199ZM12 65V64H11ZM16 65H18V67H20V68H22L21 67V65H19L18 63L16 64ZM82 65V64H81ZM29 66V65H28ZM90 66H92V65H90ZM189 66V65H188ZM192 66H194V65H192ZM195 66H194V68H195ZM200 66H202V65H200ZM199 66V67H200ZM239 68H237V66L235 67L236 69H234V70H230V71H228V72H225V74H227L228 73V77H231V80L232 79H234V78H241V80H242V82H243V84L242 85H244V83H245V85L248 83L249 85L250 84H253L254 85V88L256 89V87H258L257 89L260 91V92H258L257 93V95H258V100L257 101H261V103H259L260 104V106H263L264 107V53L263 52H261V51H259V53L257 52V54H255L254 52H253V50H252V48H250L249 46L246 48V50H245V57H244V59L239 63ZM6 67H5V69H6ZM58 67V66H57ZM96 67V66H95ZM112 67L110 68V69H112ZM190 67H191V65H190ZM199 67H198V70H199ZM59 68V69H60ZM85 68H87L86 66H85ZM106 68H108V66L106 67ZM116 68H114V69H116ZM188 68V67H187ZM202 68V67H201ZM204 68V67H203ZM4 69V72H6V70ZM19 69V68H18ZM93 70L95 69L96 70V68H92ZM91 69V70H92ZM109 69V68H108ZM189 69V68H188ZM55 70V69H54ZM124 70H125V67H124ZM124 70H120V72L122 71V72H125ZM194 70H196V69H194ZM207 70V69H206ZM245 70V71H244ZM22 71V70H21ZM50 71V70H49ZM89 71V70H88ZM185 71V70H184ZM202 71H204V70H202ZM207 71H209V70H207ZM211 71V70H210ZM217 71V70H216ZM216 71H214V73H216ZM220 71V70H219ZM94 72V71H93ZM120 72L119 73H116V74H114V75H116L115 77H116V80H115V82L116 83H118V82H120V80L122 79V74L120 75ZM135 72V73H136ZM186 73H187V71H185ZM200 72V71H199ZM198 72V73H199ZM205 72V71H204ZM203 72V73H204ZM222 72V71H221ZM220 72V73H221ZM246 72V73H245ZM15 73V72H14ZM25 73H26V71H25ZM218 73V72H217ZM242 73H245V75L244 74H242ZM3 74V73H2ZM13 74V73H12ZM17 74V73H16ZM22 74V73H21ZM30 74V73H29ZM37 74V73H36ZM89 74V73H88ZM112 74V73H111ZM127 74V73H126ZM132 74V73H131ZM184 74V73H183ZM197 74V73H196ZM201 74H202V72H201ZM210 74H212V73H210ZM23 75V74H22ZM90 75H91V73H90ZM96 75V74H95ZM154 75H156V76H154ZM198 75V74H197ZM214 75V74H213ZM1 76V75H0ZM57 76V75H56ZM94 76V75H93ZM107 76V77H106ZM110 76V75H109ZM130 76V75H129ZM128 76V77H129ZM166 76H169L170 77V79L169 80H165L166 78ZM185 76H187V77H189V75H185ZM198 76H201L200 74L198 75ZM204 77H205V75H203ZM210 76H212V75H210ZM217 76V75H216ZM215 76V77H216ZM221 76V75H220ZM226 76V75H225ZM226 76V77H227ZM3 77H5V76H3ZM190 77H192V76H190ZM203 77V78H204ZM2 78V77H1ZM37 78V77H36ZM35 78V79H36ZM93 78V77H92ZM110 78V77H109ZM133 78V77H132ZM202 78V77H201ZM201 78H200V80H201ZM211 78V77H210ZM222 78V77H221ZM220 78V79H221ZM224 78V77H223ZM8 79V78H7ZM6 78H2V80H4L5 82H6V80H7ZM15 79V78H14ZM13 79V80H14ZM113 79V78H112ZM111 79V80H112ZM117 79H119V81L117 80ZM135 79H136V77H135ZM199 78H197V80H198ZM230 79V78H229ZM20 80V79H19ZM19 80H18V82H19ZM33 80H34V78H33ZM38 80V79H37ZM177 80V81H176ZM192 80V79H191ZM206 80H207V78H206ZM9 81V80H8ZM43 81H45V80H43ZM204 81V80H203ZM209 80H207V82H208ZM212 82L214 81V85H215V80H211ZM210 81V82H211ZM219 82H220V80H218ZM217 80H216V84H217V82H218ZM236 81H238V80H236ZM15 82H16V80H15ZM30 82V81H29ZM33 82V81H32ZM36 82V81H35ZM47 83H48V81H46ZM46 82H43V83H45L46 85H47V83ZM126 82V81H125ZM201 82V81H200ZM209 82V83H210ZM241 82V83H242ZM2 83H4V82H2ZM11 83V82H10ZM14 83V82H13ZM42 83V84H43ZM93 83V82H92ZM116 83H115V87L117 86L116 85ZM171 83H173V84H171ZM193 84H196V82H192ZM205 83H206V81H205ZM208 83V84H209ZM236 83V82H235ZM239 83V82H238ZM5 84H7V83H5ZM32 84V83H31ZM36 85V84H35ZM40 85V84H39ZM96 85V84H95ZM99 85V84H98ZM110 85V84H109ZM212 85H213V83H212ZM219 85V84H218ZM237 85V84H236ZM239 85V84H238ZM5 86V85H4ZM10 86V85H9ZM30 86V85H29ZM32 86V85H31ZM256 86V87H255ZM18 87V86H17ZM146 87V86H145ZM246 87V86H245ZM1 88V87H0ZM6 88V87H5ZM7 88H8V86H7ZM222 88V87H221ZM2 89H4L3 87H2ZM10 89V88H9ZM36 89H38V88H35V90ZM100 89V88H99ZM102 89V88H101ZM138 89V88H137ZM236 89H237V87H236ZM6 89H4V91H5ZM67 90V89H66ZM140 90V89H139ZM214 92H216V91H220L219 89H218V86H215L213 89H212ZM1 91V90H0ZM8 91V90H7ZM6 91V92H7ZM15 91V90H14ZM38 92H39V90H37ZM109 91V90H108ZM119 91V90H118ZM117 91V93H115V94H113L112 96H114V95H116V99L118 98V97H123V96H127L126 98H129V99H127V100H131V101H134V103L136 102L135 100H136V97H134L133 95H124L123 94V92H124V90H123V92L122 91H120V92H118ZM143 91H144V89H143ZM193 91V90H192ZM5 92V93H6ZM41 92V91H40ZM106 92V91H105ZM111 92V91H110ZM127 92V91H126ZM129 92V91H128ZM138 92V91H137ZM231 92V91H230ZM75 93V92H74ZM113 93V92H112ZM133 93H136L135 91L133 92ZM146 92H144V94H145ZM252 93V92H251ZM26 94V93H25ZM36 94V93H35ZM38 94V93H37ZM107 94V93H106ZM147 94V93H146ZM224 94V93H223ZM241 94V93H240ZM7 95V94H6ZM137 95V94H136ZM156 95V96H157ZM189 95V94H188ZM191 95V94H190ZM204 95V94H203ZM218 95V94H217ZM244 95V94H243ZM249 95V94H248ZM2 96H3V94H2ZM138 96V95H137ZM149 96V95H148ZM147 96V98H149ZM234 96V95H233ZM239 96V95H238ZM1 97V96H0ZM79 97V96H78ZM107 97H109V95L107 96ZM141 97V96H140ZM153 97V96H152ZM151 97V98H152ZM155 97V96H154ZM187 97V96H186ZM81 98V99H82ZM145 98V97H144ZM143 98V99H144ZM210 98V97H209ZM211 98H214V97H211ZM255 98V97H254ZM112 99H115V98H112ZM121 98H119V100H120ZM125 99V98H124ZM123 99V101H126V99L124 100ZM139 99V98H138ZM142 99V98H141ZM208 99V98H207ZM243 99L245 100V101H252V100H254V99H251V97H249V96H244L243 97ZM260 99V100H259ZM1 100H3V99H1ZM140 100V99H139ZM145 100H147V99H145ZM152 100V99H151ZM185 100V99H184ZM205 100V99H204ZM210 100V99H209ZM222 100V99H221ZM235 100V99H234ZM236 100H237V98H236ZM235 100V101H236ZM240 100V99H239ZM112 101V102H111ZM115 101V100H114ZM215 101V100H214ZM226 101H228V100H226ZM225 100H224V102H226ZM3 102V101H2ZM89 102V101H88ZM118 102V101H117ZM120 102V101H119ZM128 102H130V101H128ZM140 102V101H139ZM138 102V103H139ZM152 102H154V101H152ZM156 102V101H155ZM158 102V101H157ZM186 102V101H185ZM207 102V101H206ZM4 103V102H3ZM92 103V102H91ZM143 103V102H142ZM200 103V102H199ZM217 103V102H216ZM215 103V105H218V104H216ZM222 103V102H221ZM233 103H236V102H233ZM258 103V102H257ZM122 104V103H121ZM125 104V103H124ZM140 104V103H139ZM145 104H146V102H145ZM152 105L154 104V103H151ZM225 104V103H224ZM231 104V103H230ZM90 105V104H89ZM174 105V104H173ZM208 105V104H207ZM220 105V104H219ZM218 105V106H219ZM221 105H223V104H221ZM236 105H237V103H236ZM244 105V104H243ZM251 105V104H250ZM3 106V105H2ZM198 106V105H197ZM230 106V105H229ZM235 106V105H234ZM245 106V105H244ZM89 107H91V106H89ZM152 107V106H151ZM183 107V106H182ZM213 107V106H212ZM246 107H248V106H246ZM251 107V106H250ZM178 108V107H177ZM193 108V107H192ZM214 108V107H213ZM219 107H217V109H218ZM223 108V107H222ZM238 108V107H237ZM237 108H235V109H237ZM244 108V107H243ZM249 108V107H248ZM252 108V107H251ZM257 108V107H256ZM115 109V110H114ZM188 109H190V108H188ZM188 109H187V111H188ZM195 109H197V107H195ZM246 109V111L247 112H249L248 111V109L247 108H245ZM238 110H239V113H246L245 111H243L241 108H238ZM234 112V111H233ZM235 112H237V111H235ZM123 113V114H124ZM153 113H155V112H153ZM157 113V112H156ZM156 113H155V115H156ZM222 113V112H221ZM253 113V112H252ZM120 114V113H119ZM147 114V115H146ZM233 114V113H232ZM251 114V113H250ZM262 114V113H261ZM151 115H153V114H151ZM164 115V114H163ZM107 116V115H106ZM124 116V115H123ZM217 116V115H216ZM219 116V115H218ZM108 117V116H107ZM110 117V116H109ZM224 117V116H223ZM227 117V116H226ZM231 117V116H230ZM235 117V116H234ZM239 117V116H238ZM237 117V118H238ZM241 117H243L242 115H241ZM245 117V116H244ZM114 118V117H113ZM116 118V117H115ZM114 118V119H115ZM154 118V117H153ZM159 118V117H158ZM163 118V119H162ZM214 118V117H213ZM216 118V117H215ZM240 118V117H239ZM254 118V117H253ZM107 119V118H106ZM114 119H113V121H114ZM118 119V118H117ZM127 119V118H126ZM129 119V118H128ZM127 119V120H128ZM138 119V120H139ZM142 119V120H143ZM218 119V118H217ZM222 119H224V118H222ZM229 119V118H228ZM246 119V121L247 120H251V118H249V119H247V118H245ZM131 120H133V119H131ZM141 120V119H140ZM226 120H227V118H226ZM254 120V119H253ZM257 120V119H256ZM259 120V119H258ZM118 121V120H117ZM126 121V120H125ZM144 121V120H143ZM194 121V120H193ZM264 121V120H263ZM136 122V121H135ZM142 122V121H141ZM192 122V121H191ZM228 124H229V132L231 133V132H234L233 131V127H237L238 126V129L239 128H242L243 126V124H238V123H236V122H234L233 120H230V121H226ZM243 121H241L240 123H242ZM245 122V121H244ZM251 122H252V120H251ZM254 122H256L255 120H254ZM106 123V122H105ZM218 123V122H217ZM264 123V122H263ZM41 124V123H40ZM125 123H123V125H124ZM127 124V123H126ZM139 124V123H138ZM154 124V125H155ZM170 124V125H169ZM179 124V123H178ZM202 124H204V122H202ZM220 124H222V123H220ZM246 124V123H245ZM255 124V123H254ZM261 124V123H260ZM36 125V124H35ZM106 125V124H105ZM119 125H121V124H119ZM137 125V124H136ZM146 125V124H145ZM184 125H186V124H184ZM249 125H250V123H249ZM257 125V124H256ZM96 126V125H95ZM108 126V125H107ZM223 126V125H222ZM253 126V125H252ZM259 126V125H258ZM131 127H132V125H131ZM194 127H196L197 128V126H194ZM244 127H245V125H244ZM256 127V126H255ZM72 128V127H71ZM70 128V129H71ZM82 128V127H81ZM86 128V127H85ZM97 128H99V127H97ZM104 128V127H103ZM102 127H101V129H103ZM127 128V127H126ZM134 128V127H133ZM136 128V127H135ZM196 128H193V130L191 129V131H193V132H196ZM226 127H224L223 129H225ZM253 128V127H252ZM258 128H260V127H258ZM264 128V127H263ZM75 129V128H74ZM79 129V128H78ZM100 129V130H101ZM111 129V128H110ZM163 129V128H162ZM167 129V128H166ZM228 129V128H227ZM234 129H236V128H234ZM238 129H236V130H238ZM243 129V128H242ZM246 129V128H245ZM68 130H69V128H68ZM73 130V129H72ZM89 130V129H88ZM92 130H93V128H92ZM94 130H96V129H94ZM93 130V131H94ZM127 130V129H126ZM132 130V129H131ZM141 130H143V129H141ZM218 130V129H217ZM75 131H77L76 129H75ZM74 130L72 131V133L73 132H75ZM78 131H80V130H78ZM85 131H87V130H85ZM84 131V132H85ZM97 131V130H96ZM96 131H95V133H96ZM108 131V130H107ZM147 131V130H146ZM182 131V130H181ZM202 131V130H201ZM222 131V130H221ZM244 131V130H243ZM248 131V130H247ZM254 131V130H253ZM252 131V132H253ZM81 132V131H80ZM90 132H91V130H90ZM102 130L99 132L101 135L100 136H102L103 137V135H102ZM104 132H106V130L104 131ZM103 132V133H104ZM109 132V131H108ZM111 132V131H110ZM129 132V131H128ZM137 132V131H136ZM153 132V131H152ZM161 132V131H160ZM159 132V133H160ZM168 132V131H167ZM166 132V133H167ZM213 132V131H212ZM226 132V131H225ZM228 132V131H227ZM251 132V133H252ZM257 132V131H256ZM68 133H69V131H68ZM68 133H67V135H68ZM94 133V132H93ZM113 132H111V135H113L112 134ZM131 133V132H130ZM140 133V132H139ZM149 133V132H148ZM172 133H174V132H172ZM179 133V132H178ZM199 133H202V132H199ZM209 133V132H208ZM208 133H207V135H208ZM217 133V132H216ZM221 133H223V132H221ZM255 133V132H254ZM253 133V134H254ZM84 134V133H83ZM90 134H92V133H90ZM90 134L88 133V136H90ZM97 134V133H96ZM107 134V133H106ZM108 134H110V133H108ZM124 134V133H123ZM126 134V133H125ZM128 134V133H127ZM156 134V133H155ZM161 134V133H160ZM192 134V133H191ZM204 134H206V133H204ZM218 134V133H217ZM229 134V133H228ZM76 135H77V133H76ZM75 134L73 135H68V136H71L70 137V140H68V147H70L71 148V150L72 151H75L76 152V150H77V148L81 145V139H79V135L78 136H76ZM85 135H86V133H85ZM94 136H95V134H93ZM97 135H99V134H97ZM116 135L117 134H115V136H114V138L116 137ZM122 135V134H121ZM140 135V134H139ZM143 135V134H142ZM221 135V134H220ZM230 135H232V136H234V137H231L232 138V140L233 141H235L233 144L234 145H232V144H230V143H228L229 141H226V139L223 137L222 139H220V144H221V147H222V149L224 150V151H228V148L227 147H234V146H237V147H240L241 145L242 146H245V145H248V144H256V143H258V144H260V143H263L264 144V131L263 132H261L260 131V133H255L254 134V136H251V137H247L246 135L247 134H235V133H232V134H230ZM249 135V134H248ZM145 136H146V134H145ZM157 136V135H156ZM161 136V135H160ZM162 136H163V134H162ZM169 136H171V139L173 138H175V136H172V135H169ZM203 136V135H202ZM65 137V136H64ZM85 137V136H84ZM84 137H82V138H84ZM96 137V136H95ZM102 137H100V138H102ZM107 137V136H106ZM118 137H120V135L118 136ZM147 137V136H146ZM151 137V136H150ZM165 137H166V135H165ZM211 137H212V135H211ZM214 137V136H213ZM213 137H212V140H213ZM217 137V136H216ZM216 137H214V139L216 138ZM220 137V136H219ZM68 138V137H67ZM87 138H90V137H87ZM92 138V137H91ZM99 138V137H98ZM98 138H96V139H94L93 138V140H98ZM107 138H109V137H107ZM113 138V139H114ZM138 138V137H137ZM183 138H185V137H183ZM210 138V137H209ZM69 139V138H68ZM106 139V138H105ZM112 139V140H113ZM116 139V138H115ZM151 139H152V137H151ZM151 139H149V140H151ZM163 139L165 140V138H164V136H163ZM179 139V138H178ZM228 139V138H227ZM84 140V139H83ZM85 140H86V138H85ZM85 140H84V142H85ZM101 140V139H100ZM109 140H111V139H109ZM119 140V139H118ZM122 140H124V139H122ZM185 140H186V138H185ZM192 140V139H191ZM198 140V139H197ZM207 140V139H206ZM205 140V141H206ZM209 140V139H208ZM218 140V139H217ZM88 141V140H87ZM86 141V142H87ZM90 142H91V140H89ZM88 141V142H89ZM120 141V140H119ZM181 141V139L179 140V142H177V143H181L180 142ZM184 141V140H183ZM182 141V142H183ZM190 141V140H189ZM194 141V140H193ZM196 141V140H195ZM195 141H194V144H196L195 143ZM204 140H202V142H203ZM204 141V142H205ZM94 142V141H93ZM92 142V144H96V142H94L93 143ZM106 142H108V141H106ZM113 142V141H112ZM117 142V141H116ZM124 142L126 143V141L124 140ZM151 142H152V140H151ZM174 142H175V140H174ZM110 143V142H109ZM109 143H107V144H109ZM143 143V142H142ZM164 143V142H163ZM183 143H186V142H183ZM208 143V142H207ZM213 143V142H212ZM66 144V143H65ZM88 144V143H87ZM99 144H100V142H99ZM120 144V143H119ZM191 144H192V142H191ZM199 144V143H198ZM200 144H202V143H200ZM204 144V143H203ZM220 144H218V146H220ZM19 145V144H18ZM91 145V144H90ZM112 145H114V144H111L110 146H112ZM133 145V144H132ZM142 145V144H141ZM149 145V144H148ZM163 145V144H162ZM170 145H172V144H170ZM188 145V144H187ZM252 145V146H253ZM95 146V145H94ZM93 146V147H94ZM99 146V145H98ZM97 146V147H98ZM115 147L117 146H119V145H114ZM126 147V145L124 144L123 145V147ZM138 146V145H137ZM140 146V145H139ZM138 146V147H139ZM159 146V145H158ZM166 146V145H165ZM164 146V147H165ZM174 146V145H173ZM251 146V145H250ZM259 146V145H258ZM20 147V146H19ZM66 147V146H65ZM81 147V146H80ZM90 147V146H89ZM104 147V146H103ZM149 147V146H148ZM186 147V146H185ZM191 147V146H190ZM221 147H218V148H221ZM254 147V146H253ZM252 147V148H253ZM70 148H68V149H70ZM83 148V147H82ZM135 148V147H134ZM140 148H143V147H140ZM150 148H151V146H150ZM181 149H182V147H180ZM187 148V147H186ZM194 148V147H193ZM202 148H204V147H202ZM248 148V147H247ZM250 148V147H249ZM256 148H257V146H256ZM259 148V147H258ZM257 148V149H258ZM65 149H67V148H65ZM88 149V148H87ZM95 149V148H94ZM98 149V148H97ZM113 149V148H112ZM125 149V148H124ZM137 149V148H136ZM145 149V148H144ZM200 149V148H199ZM216 150H217V148H215ZM214 149V150H215ZM63 150H64V147H63ZM81 150V149H80ZM88 150H90V149H88ZM91 150H93V149H91ZM102 150H105L104 148L102 149ZM110 150V149H109ZM139 150V149H138ZM143 150V149H142ZM168 150L170 151L171 149H169L168 148ZM183 150V149H182ZM181 150V151H182ZM221 150V149H220ZM259 151H260V149H258ZM67 151V150H66ZM83 150H81V152H82ZM112 151V150H111ZM118 151V150H117ZM121 151V150H120ZM134 151V150H133ZM140 151V150H139ZM145 151V150H144ZM152 151V150H151ZM150 151V152H151ZM163 151V150H162ZM174 151V150H173ZM184 151V150H183ZM182 151V152H183ZM243 151V150H242ZM241 151V152H242ZM252 151H253V149H252ZM259 151H258V153H259ZM80 152V153H81ZM107 152V151H106ZM116 152V151H115ZM123 152V151H122ZM129 152V151H128ZM142 152V151H141ZM146 152V151H145ZM166 152V151H165ZM168 152V151H167ZM166 152V153H167ZM171 152V151H170ZM169 152V153H170ZM190 152H192V151H190ZM197 152V151H196ZM207 152V151H206ZM209 152H211V151H208L207 153H205V154H207L208 155V153ZM63 153V152H62ZM68 153H69V150H68ZM71 153V152H70ZM117 153V152H116ZM148 154H149V152H147ZM174 153V152H173ZM172 153V154H173ZM176 153V152H175ZM194 153V152H193ZM200 153V152H199ZM215 153V152H214ZM224 153V152H223ZM238 153V152H237ZM243 153V152H242ZM248 153H249V151H248ZM67 154V153H66ZM73 153H71V155H72ZM76 154H78V153H76ZM153 154H154V152H153ZM155 154H157L156 152H155ZM190 154V153H189ZM202 154H203V152H202ZM201 154V155H202ZM228 154V153H227ZM68 155V154H67ZM137 156H138V154H136ZM151 155H152V152H151ZM175 155V154H174ZM192 155V154H191ZM200 155V154H199ZM198 155V156H199ZM207 155L206 156H204V154H203V157L205 158V157H207ZM225 155V154H224ZM235 155H237V154H235ZM26 156V155H25ZM75 156V155H74ZM77 156V155H76ZM82 156V155H81ZM91 157H92V155H90ZM150 156V155H149ZM165 155H163V157H164ZM177 156V155H176ZM187 156V155H186ZM196 156V155H195ZM232 156V155H231ZM238 156H239V154H238ZM248 156V155H247ZM250 156V155H249ZM139 157V156H138ZM147 157V156H146ZM146 157H144V158H146ZM171 157V156H170ZM180 157V156H179ZM202 157V156H201ZM202 157V158H203ZM213 157V159H214V156H212ZM237 157V156H236ZM244 157H246V156H244ZM68 158V157H67ZM73 158V157H72ZM94 158V157H93ZM95 158H96V155H95ZM94 158V159H95ZM148 158V157H147ZM146 158V159H147ZM153 158V157H152ZM165 159H167L168 158V160H170L169 159V156L166 158V157H164ZM163 158V159H164ZM172 158V157H171ZM178 157H176V159H177ZM182 158V157H181ZM180 158V159H181ZM198 158H200V156L198 157ZM226 158V157H225ZM241 158H243V157H241ZM248 158H250V157H248ZM78 159V158H77ZM77 159H76V161H77ZM93 159V160H94ZM146 159H144V160H146ZM151 158H149V160H150ZM157 159V158H156ZM212 159V160H213ZM217 159V158H216ZM228 159H230V158H228ZM244 159V158H243ZM89 160H90V157H89ZM138 160V159H137ZM143 160V164H144V161ZM149 160L147 159L146 161H148V164L150 163V167L148 166V168H147V166L145 167V168H147V169H150V168H152L151 167V162H149ZM152 160V159H151ZM158 160V159H157ZM161 160V159H160ZM184 160V159H183ZM219 160V159H218ZM224 160V159H223ZM227 160V159H226ZM245 160V159H244ZM243 160V161H244ZM249 160V159H248ZM251 160H253V159H251ZM72 161V160H71ZM75 161V162H76ZM88 161V160H87ZM165 161V160H164ZM176 161V160H175ZM179 161V160H178ZM216 161V160H215ZM80 162V161H79ZM81 162H82V160H81ZM85 162V161H84ZM155 162H156V160H155ZM160 162V161H159ZM158 161H157V163H159ZM171 161H169L168 163H170ZM205 162V161H204ZM211 162V161H210ZM217 162V161H216ZM90 163H92L91 162V160H90ZM139 163V162H138ZM153 163H154V161H153ZM162 163V162H161ZM174 163V162H173ZM215 163V162H214ZM236 163V162H235ZM234 163V164H235ZM242 163V162H241ZM264 163V162H263ZM262 163V164H263ZM69 164V163H68ZM72 164V163H71ZM86 164H88V163H86ZM85 164V165H86ZM147 163L145 162V165H146ZM147 164V165H148ZM155 164V163H154ZM160 164V163H159ZM159 164H158V168H159ZM217 165H218V167H219V169L220 168H223L224 170L225 169H227L228 167L226 166V165H228L229 163L228 162H221V164H218V163H216ZM84 165V166H85ZM140 168H141V165H142V162H140ZM153 165V164H152ZM163 165V164H162ZM167 165V164H166ZM165 165V166H166ZM173 165V164H172ZM171 165V166H172ZM174 165H175V163H174ZM214 165V164H213ZM242 165V164H241ZM76 166V165H75ZM83 166V165H82ZM156 167H157V164L155 165ZM180 166V165H179ZM255 166V165H254ZM63 167V166H62ZM155 167V168H156ZM161 167H163V166H161ZM167 168L169 167L168 165L166 166ZM172 167H174L173 169H175V166H172ZM172 167H170V168H172ZM214 167V166H213ZM232 167H234V166H232ZM236 167V166H235ZM240 167V166H239ZM257 167V166H256ZM264 166L262 165V167L260 166L259 168H257V169H255V167H252V168H246L243 172H236L235 171V168L234 169H231L230 170V173H234V174H229L228 173V170L226 171V173L225 172H223V174H221L219 177H218V179H219V181H211V182H208V183H205L204 185H205V191L203 192L204 194H202L201 196H202V198H201V201H200V203L202 204V212H200L201 213V215L198 217L197 215L193 218V219H191L192 220V225L194 224V226L195 227H197L198 225H200V231H199V233L197 234V235H187V241H188V243L190 244V246H186L187 247V252H186V255L185 256H187V258L190 256L191 258H192V260L194 261V263H192V264H264V225H258L257 223H256V221H255V219L251 216V205H252V194L259 188V187H261V186H264V169H261V168H263ZM69 168V167H68ZM81 168V167H80ZM84 168V167H83ZM88 168V167H87ZM90 168V167H89ZM88 168V169H89ZM97 168H98V166H97ZM143 168H144V166H143ZM207 168V167H206ZM217 168V167H216ZM240 168H242V166L240 167ZM50 169V168H49ZM53 169V168H52ZM64 169V168H63ZM142 169V168H141ZM184 169V168H183ZM212 169H214V168H212ZM239 169V168H238ZM237 169V170H238ZM44 170V169H43ZM55 170V169H54ZM66 170H67V168H66ZM72 170H74V169H72ZM144 170V169H143ZM146 170V169H145ZM151 170V169H150ZM154 170H156V169H154ZM180 171H181V169H179ZM65 171V170H64ZM69 171V170H68ZM98 171V170H97ZM168 171H170V170H168ZM173 171V170H172ZM171 171V172H172ZM175 171V170H174ZM211 172H212V170H210ZM223 171V170H222ZM43 172H46V170H44ZM51 172V171H50ZM56 172V171H55ZM61 172V171H60ZM66 172V171H65ZM70 172H71V170H70ZM78 172V171H77ZM150 172V171H149ZM156 172H158L157 170H156ZM48 173V172H47ZM52 173H53V171H52ZM51 173V174H52ZM61 173H63V172H61ZM75 173V172H74ZM74 173H73V175H74ZM155 173V172H154ZM207 173H208V171H207ZM222 173V172H221ZM7 174V173H6ZM43 174V173H42ZM77 174V173H76ZM75 174V175H76ZM95 174V173H94ZM152 174V173H151ZM170 174V173H169ZM168 174V176H171V174L169 175ZM211 174V173H210ZM214 174V173H213ZM2 175V174H1ZM24 175V174H23ZM44 175H46V173H44ZM47 175H50L49 173L47 174ZM74 175V176H75ZM78 175V174H77ZM157 175H160V174H158L157 173ZM164 175H165V173H164ZM163 175V176H164ZM229 175L231 176V178L229 177ZM56 176V175H55ZM55 176H46V177H44V178H41V180H40V185H44V187H47V193H49L48 194V196L50 195H57V197H56V199H55V201L53 200V202H54V206H56V207H59L62 203H67L68 202V199H69V196L67 195V193L68 192H66V185L62 182V181H60V180H62V179H60V180H58L59 178H57V177H55ZM81 176V175H80ZM80 176H79V178H80ZM155 176V175H154ZM211 176H213V175H211ZM35 177V176H34ZM62 177H64L63 175H62ZM76 177V176H75ZM159 177V176H158ZM166 177H167V175H166ZM214 177V176H213ZM234 177V178H233ZM1 178V177H0ZM12 178V177H11ZM82 178V177H81ZM155 178H157V177H155ZM162 178V177H161ZM34 179V178H33ZM75 179H77V178H75ZM100 179V178H99ZM159 179V178H158ZM252 179V180H251ZM10 180V179H9ZM12 180V179H11ZM65 180V179H64ZM212 180V179H211ZM4 181V180H3ZM15 181H17L16 179H15ZM129 181V180H128ZM154 181V180H153ZM157 181V180H156ZM162 181V180H161ZM8 182V181H7ZM11 182V181H10ZM206 182V181H205ZM17 183V182H16ZM19 183V182H18ZM37 183H38V181H37ZM202 183V182H201ZM5 184V183H4ZM72 184V183H71ZM2 185V184H1ZM202 186H203V183L201 184ZM3 186V185H2ZM68 186V185H67ZM70 186V185H69ZM2 188L3 187H1L0 189L2 190ZM6 189V188H5ZM9 189V188H8ZM40 190V189H39ZM39 190H37V191H39ZM41 190H42V187H41ZM37 191H36V193H37ZM69 191V190H68ZM70 192V191H69ZM0 193H2L3 194V192H1L0 191ZM4 193H6V192H4ZM42 194H44L43 193V191H42ZM46 194V193H45ZM44 194V195H45ZM185 194V193H184ZM196 194V193H195ZM4 195V194H3ZM36 195H39V194H36ZM67 195V196H66ZM47 196V197H48ZM3 197H5V196H3ZM34 197V196H33ZM38 197V196H37ZM45 197V196H44ZM2 198V197H1ZM41 198H42V196H41ZM4 199H6V198H4ZM29 199V198H28ZM35 199H37V198H34V200ZM38 199H40V198H38ZM49 199V198H48ZM48 199H47V201H48ZM50 199H51V197H50ZM49 199V200H50ZM52 199H54V198H52ZM196 199H199L198 197H196ZM45 200V199H44ZM192 200V199H191ZM200 200V199H199ZM198 200V201H199ZM0 201H1V199H0ZM46 201V200H45ZM184 201V200H183ZM194 201H196L195 199H194ZM25 202V201H24ZM38 202V201H37ZM49 202V201H48ZM185 202V201H184ZM12 203V202H11ZM43 203V202H42ZM51 203V202H50ZM197 203V202H196ZM37 204V203H36ZM40 204H41V200H40ZM45 204V203H44ZM53 204V203H52ZM185 204V203H184ZM193 204V203H192ZM1 205V204H0ZM43 205V204H42ZM51 205V204H50ZM180 205H182L183 206V203L182 204H180ZM189 205V204H188ZM199 205V204H198ZM3 206V205H2ZM32 206V205H31ZM35 206H38V205H35ZM40 206V205H39ZM44 206V205H43ZM42 206V207H43ZM46 206H48L47 205V203H46ZM51 207V206H50ZM49 207V208H50ZM53 207V206H52ZM55 207V208H56ZM189 207V206H188ZM191 207V206H190ZM5 208V207H4ZM31 208V207H30ZM54 208V207H53ZM35 209V208H34ZM43 209H45V208H43ZM52 209V208H51ZM185 209V208H184ZM187 209H189V208H186L185 210H187ZM193 209V208H192ZM20 210H22V209H20ZM19 209H18V211H20ZM41 210V209H40ZM47 210V209H46ZM16 211V210H15ZM17 211V212H18ZM42 211V210H41ZM169 211V210H168ZM193 211V210H192ZM12 213V212H11ZM15 213V212H14ZM28 213V212H27ZM44 213V212H43ZM46 213V212H45ZM190 213V212H189ZM195 213V212H194ZM199 213V214H200ZM8 214V213H7ZM6 214V215H7ZM20 213H18V214H16L15 215V217H18V215H19ZM10 215V214H9ZM8 215V216H9ZM30 215V214H29ZM189 215H192V214H189ZM12 217V216H11ZM33 217H37V216H33ZM165 217V216H164ZM25 218V217H24ZM155 218H157V217H155ZM9 219V218H8ZM166 219V218H165ZM169 219H170V217H169ZM174 219V218H173ZM177 219V218H176ZM2 220V219H1ZM10 220V219H9ZM160 220V219H159ZM168 220V219H167ZM171 220V219H170ZM4 221V220H3ZM23 221V220H22ZM28 221V220H27ZM34 221V220H33ZM155 221V220H154ZM161 221V220H160ZM165 221V220H164ZM175 221V220H174ZM26 222V221H25ZM32 222V221H31ZM35 222V221H34ZM169 222V221H168ZM4 223V222H3ZM21 223V222H20ZM24 223V222H23ZM154 223V222H153ZM160 223V222H159ZM167 223V222H166ZM187 223V222H186ZM6 224V223H5ZM26 223H24V225H25ZM30 224V223H29ZM37 225H35V235H36V233L38 232V231H41L42 229H43V225L41 226V224L40 223H36ZM156 224V223H155ZM170 224V223H169ZM172 224H174V223H172ZM159 225V224H158ZM189 225V224H188ZM7 226H8V224H7ZM156 226V225H155ZM163 227H164V225H162ZM176 226V225H175ZM17 227V226H16ZM16 227H15V229L14 230H17L16 229ZM26 227V226H25ZM24 227V228H25ZM32 227V226H31ZM158 227V226H157ZM167 227V226H166ZM174 227V226H173ZM172 226L170 227V228H173ZM193 227V226H192ZM191 226H190V228L189 229H191L192 228ZM5 228H7L6 226H5ZM24 228H20L18 231L20 232H23L25 235H26V229H24ZM30 228V227H29ZM176 228V227H175ZM158 229V228H157ZM161 229V228H160ZM163 229V228H162ZM167 229V228H166ZM198 229V228H197ZM133 230V229H132ZM159 230V229H158ZM181 230V229H180ZM196 230V228L194 229V231ZM17 231V232H18ZM130 231H131V229H130ZM129 231V232H130ZM165 232H166V230H164ZM168 231V230H167ZM3 232V231H2ZM16 231H14L13 232V234H12V232H10V231H8V232H3V233H0V241L2 242V245H4L6 242H11V240H13L14 238H15V235H14V233H15ZM29 232V231H28ZM152 232V231H151ZM150 232V233H151ZM183 232V231H182ZM196 232V231H195ZM131 233V232H130ZM133 233V232H132ZM19 234H21V233H19ZM137 234V233H136ZM136 234H135V236H136ZM145 234V233H144ZM165 234V233H164ZM163 234V235H164ZM188 234V233H187ZM194 234V233H193ZM28 235V234H27ZM34 235V236H35ZM126 235V234H125ZM140 235V234H139ZM142 235V234H141ZM140 235V236H141ZM148 235H150V234H148ZM147 235V236H148ZM157 235V234H156ZM155 235V236H156ZM162 235V236H163ZM146 236V237H147ZM151 236V235H150ZM154 236V235H153ZM185 236H186V234H185ZM184 236V237H185ZM29 237V236H28ZM127 237V236H126ZM129 237V236H128ZM145 237V236H144ZM159 237V236H158ZM160 237H161V235H160ZM23 238H24V236H23ZM27 238V237H26ZM33 238V237H32ZM131 238V237H130ZM136 238H137V236H136ZM142 238V237H141ZM149 239H148V241H150L151 239H150V237H148ZM153 238V237H152ZM180 238V237H179ZM19 239V238H18ZM20 239H22V238H20ZM28 239V238H27ZM123 239H124V237H123ZM133 239V238H132ZM147 239V238H146ZM145 239V240H146ZM182 239V238H181ZM34 240V239H33ZM129 240V239H128ZM180 240V239H179ZM25 241H26V239H25ZM25 241H23V242H25ZM32 241V240H31ZM147 241V240H146ZM173 241V240H172ZM181 241V240H180ZM186 241V240H185ZM14 242V241H13ZM17 242V241H16ZM15 242V243H16ZM20 242V241H19ZM127 242V241H126ZM134 242V241H133ZM141 242V241H140ZM143 242V241H142ZM182 242V241H181ZM12 243V242H11ZM26 243V242H25ZM122 243V242H121ZM129 243H130V240H129ZM144 243H146V242H144ZM180 243V242H179ZM20 244V243H19ZM22 244H24V243H22ZM33 244H34V242H33ZM124 244H125V242H124ZM123 244V245H124ZM16 245V244H15ZM21 245V244H20ZM26 245V244H25ZM131 245V244H130ZM129 245V246H130ZM137 245V244H136ZM186 245V244H185ZM10 246V245H9ZM14 246V245H13ZM23 246V245H22ZM124 246H126V245H124ZM21 247V246H20ZM19 247V248H20ZM120 247H121V245H120ZM127 247V246H126ZM134 247L135 248H137L135 245H134ZM139 247V246H138ZM1 248V247H0ZM10 248H11V246H10ZM122 248V247H121ZM121 248H119L120 249V251H122L123 249H124V251H125V249L126 248H124L123 247V249H121ZM129 248V247H128ZM127 248V249H128ZM131 248H133V247H131ZM6 249H9L8 247L6 248ZM130 249V248H129ZM185 249V248H184ZM199 249H201V250H199ZM17 250V249H16ZM131 250V249H130ZM134 250V249H133ZM186 250V249H185ZM191 250H192V252H191ZM124 251H122V252H124ZM7 252V251H6ZM119 252V251H118ZM118 252H117V254H118ZM126 252H127V250H126ZM131 252V251H130ZM181 252V251H180ZM183 252V251H182ZM3 253V252H2ZM13 253H15V252H13ZM134 253V252H133ZM132 252H131V254H133ZM5 254H7L8 255V253H5ZM4 254V255H5ZM12 254V253H11ZM11 254H9V255H11ZM3 255V256H4ZM8 255V256H9ZM21 254H19V256H20ZM18 256V257H19ZM121 256H122V254H121ZM124 257L126 256V253H125V255H123ZM129 256V255H128ZM130 256H132V255H130ZM184 256V255H183ZM118 257V256H117ZM120 257V256H119ZM15 258H16V256H15ZM5 259V258H4ZM3 259V260H4ZM8 259V258H7ZM11 259V258H10ZM120 259V258H119ZM121 259H122V257H121ZM183 259H185V258H183ZM190 259V258H189ZM2 260V261H3ZM15 260H17V259H15ZM186 260H188V259H186ZM5 261V260H4ZM12 261V260H11ZM191 261V260H190ZM8 262V261H7ZM14 262V261H13ZM24 262H26V258L25 257H21V264H24ZM189 262V261H188ZM8 263H10V262H8ZM110 263V262H109ZM185 263H187L186 261H185ZM11 264V263H10ZM13 264V263H12ZM108 264V263H107ZM116 264H120L119 263V260L117 261L116 260Z\"/></svg>",
  "mask_w": 264,
  "mask_h": 264
},
{
  "label": "clouds",
  "instance_id": "3",
  "mask_svg": "<svg viewBox=\"0 0 264 264\" xmlns=\"http://www.w3.org/2000/svg\"><path fill=\"white\" fill-rule=\"evenodd\" d=\"M264 20V11L245 5L244 10L226 6L219 25H210V39L215 43L199 56L207 70H232L245 57V50L255 41L249 24ZM181 179L191 183L184 198L191 200L202 187L200 178L207 175L205 164L195 156L183 160ZM67 203H62L47 217L34 244L24 245L20 253L27 264H116L117 251L124 232L119 226L127 223L139 234L151 232L157 209L151 203L153 193L149 186L129 181L114 189L110 200L104 188L96 186L94 176L86 175L73 186ZM251 216L258 225H264V186L252 194ZM120 264H128L127 257Z\"/></svg>",
  "mask_w": 264,
  "mask_h": 264
}]
</instances>
